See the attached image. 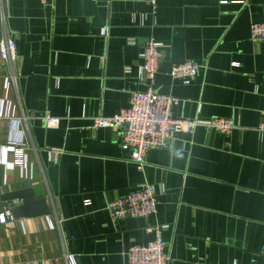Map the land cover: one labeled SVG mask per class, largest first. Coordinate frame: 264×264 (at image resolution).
Masks as SVG:
<instances>
[{
  "label": "crops",
  "instance_id": "0c3cea01",
  "mask_svg": "<svg viewBox=\"0 0 264 264\" xmlns=\"http://www.w3.org/2000/svg\"><path fill=\"white\" fill-rule=\"evenodd\" d=\"M224 1L156 0L154 9L139 0H0V40L16 46L13 71L0 57L2 114L25 119L29 145L27 166L13 167L0 122V214L13 210L2 196L24 189L51 211L0 224V264H127V250L152 241L147 228L156 226L168 264H264V134L256 131L264 41L250 34L264 23V0ZM149 41L162 44L151 87L177 100L172 118H231L239 127L175 134L138 171L120 132L93 124L150 86L140 71ZM185 60L198 64L189 85L169 76ZM47 115L59 124L48 128ZM52 148L64 153L51 158ZM145 185L157 214L113 220L106 204Z\"/></svg>",
  "mask_w": 264,
  "mask_h": 264
},
{
  "label": "built area",
  "instance_id": "2783aa9c",
  "mask_svg": "<svg viewBox=\"0 0 264 264\" xmlns=\"http://www.w3.org/2000/svg\"><path fill=\"white\" fill-rule=\"evenodd\" d=\"M46 6L48 0H38ZM151 4L156 8V0H139ZM220 4H226L224 0H218ZM250 34L253 40L264 41V23H252ZM129 45H134L132 40ZM162 44L149 41L143 46L140 54L142 61L140 71L142 79L150 86L144 92H132L130 94L129 106L120 110L110 118L97 116L94 118L93 128H111L120 132L122 146L130 152V162L138 171H142L145 165V157L152 149H164L170 144L175 134H194L196 128H203L208 132L228 134L237 129V122L229 118H211L207 121L191 120L186 118H172L171 108L177 100L170 96L159 95L154 92L151 85L158 73L159 63L162 59ZM0 57L13 71L16 61V46L9 38L0 40ZM238 63H233L237 67ZM126 72L128 69L125 70ZM198 64L194 61L185 60L172 66L169 76L173 80H179L184 85H189L195 78ZM11 82L16 84L14 75ZM23 117H4L2 114V103L0 101V122L8 132L7 149L13 154L12 165L15 168L27 166L28 142L22 122ZM48 128L56 127L59 118L49 115L44 117ZM256 131L264 134V110L261 113V121ZM49 156L56 157L64 153V150L52 148L48 151ZM83 205L88 207L91 202L86 200ZM105 209L113 220L124 218L146 219L158 212V200L155 190L150 185L143 186L140 190L127 194L115 201L108 202ZM15 221L12 210L0 214V224ZM147 233L153 234L154 239L146 245H135L125 253L127 264H168L169 257L165 253L166 244L162 239L161 227H148ZM69 264H75L69 261Z\"/></svg>",
  "mask_w": 264,
  "mask_h": 264
},
{
  "label": "water",
  "instance_id": "95a60500",
  "mask_svg": "<svg viewBox=\"0 0 264 264\" xmlns=\"http://www.w3.org/2000/svg\"><path fill=\"white\" fill-rule=\"evenodd\" d=\"M2 201L13 203L12 213L14 218H36L51 215V211L44 199L36 200L31 189H24L4 194Z\"/></svg>",
  "mask_w": 264,
  "mask_h": 264
}]
</instances>
